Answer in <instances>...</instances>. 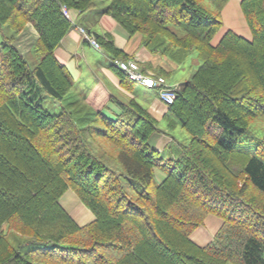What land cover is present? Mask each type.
Here are the masks:
<instances>
[{"label": "trees", "instance_id": "1", "mask_svg": "<svg viewBox=\"0 0 264 264\" xmlns=\"http://www.w3.org/2000/svg\"><path fill=\"white\" fill-rule=\"evenodd\" d=\"M228 1L108 0L102 9L152 54L180 66L195 52L201 62L167 84L175 97L163 118L189 139L166 156L148 143L157 119L134 98L117 101L114 118L80 101L54 113L42 105L73 86L54 54L73 25L63 9L84 12L95 0H0V28L31 24L40 55L31 67L13 36L0 41V264H264V136H242L264 117V0H239L250 39L229 29L213 44ZM94 40L129 60L110 33ZM101 139L121 170L93 150ZM67 190L92 221L78 224L61 205ZM208 214L222 222L200 246L190 234Z\"/></svg>", "mask_w": 264, "mask_h": 264}, {"label": "crops", "instance_id": "2", "mask_svg": "<svg viewBox=\"0 0 264 264\" xmlns=\"http://www.w3.org/2000/svg\"><path fill=\"white\" fill-rule=\"evenodd\" d=\"M95 1L94 7L84 12H79L74 8L68 9L67 17L73 25L61 39L59 46L54 50L57 60L67 68L73 77V86L69 90L66 98L60 101V104L68 103L71 100L75 103L80 101L86 103L92 109L100 110L104 115L114 118L120 112L117 101H126L129 98L136 99L137 96L133 87V83L135 82L131 81L123 72L127 79L122 83V78L118 74L120 71L113 63L115 58L100 47L97 48L93 46L85 36L95 39L96 35H102L105 32L110 33L114 45L119 48L129 60H136L137 63L146 70L155 72L164 71L165 75H168L177 69L179 65L166 56L152 54L143 44L142 36L139 33L129 34L111 15L102 12V9L108 4L107 1ZM229 7H232L237 19H242L245 27H241L239 30L233 25L223 22L224 14ZM222 19L223 25L216 33L217 37H213V44H216L222 35L229 29H232L237 34L239 33V35L241 34V36H244V38L246 37V39L251 38V32L243 17L239 0L228 1L222 9ZM26 32H30L34 36V39L37 37V33L31 24H27L26 27L20 31L19 37L25 35ZM92 49L94 51H92ZM101 56H103L106 61H104ZM75 82H78L80 85L75 86ZM176 84L178 85L179 83ZM114 89L118 90L120 97L114 95ZM121 97L124 98L122 99ZM141 99L143 103H147V106L144 107L157 119V121L163 118L167 111V106L158 99L157 93L154 97H141ZM171 139L172 137L169 134L158 128V131L150 135L148 143L159 152L165 154V150L169 145L168 142ZM178 143L179 142H177L174 148L166 152L165 155L168 156L173 153L176 147H178ZM154 175L158 182H162L166 178L165 172L158 168L154 169ZM71 194L74 197L76 196L72 191L67 190L64 192L59 199L61 205L72 214L71 216L74 220L80 224L93 220L94 215L87 210L82 203L85 211L91 216L88 218L81 217L80 211L76 215L72 213L67 202L72 197ZM78 216L79 219L84 221L77 220L76 218H78ZM221 222L222 221H218L217 219L210 224L204 221L202 226L191 232V240L200 246L207 244L213 238Z\"/></svg>", "mask_w": 264, "mask_h": 264}, {"label": "rangeland", "instance_id": "3", "mask_svg": "<svg viewBox=\"0 0 264 264\" xmlns=\"http://www.w3.org/2000/svg\"><path fill=\"white\" fill-rule=\"evenodd\" d=\"M104 1L108 2V0H104ZM67 13H68V10H67ZM221 16H222V12H221ZM223 22L229 23V24L233 25L234 27H236L239 30H240L241 27H245L244 22L242 21V19H237L236 16L234 15L232 7H229L227 9V11L225 12L224 21ZM26 25L24 26V28L26 27ZM230 30H232V29H230ZM19 33L20 32H18V33L14 32L7 25H3L0 28V41L2 40L3 36H8V37H12L13 36L14 44L25 55V58L28 61V64L31 67H33V66H35L37 64V62L40 59V55L33 48L34 40H35L34 36L30 32H26L25 35L19 37ZM220 33H221V30H220ZM216 35L217 34H215V37H217ZM242 37H244V36H242ZM92 51H94V50L92 49ZM101 57H102V59H104V61H106V59L103 56H101ZM200 64H201V62L197 58L196 53L195 52L192 53L188 57V59L185 61V63H183L182 65L178 66L177 69H175L172 73H170V74H168L166 76L167 84L169 85V84L182 83L185 80H188L190 78L191 74L198 68V66ZM138 65H139V63H138ZM139 71L141 73H146V74L150 73L153 76H160V77L162 76V75H157L158 74L157 72L155 74V71L146 70V69L142 68L140 65H139ZM78 85H80V84L78 82H75V86H78ZM133 87H134V91H135L136 96H137L136 97L137 101L140 102L145 107L147 106V103L146 104L143 103L141 97H146V98L147 97H154L155 94L157 93V89L156 88H151V89L150 88H146V87H144V86H142L141 84H138V83H133ZM113 93H114V95L116 97H120V94H119L118 90L114 89ZM121 98L123 99L124 97H121ZM42 105H43V107L46 110H48L49 112H52V113L58 112L60 110V102L52 99L47 94H44ZM157 126H158V128H160L161 130H163L164 132H166L167 134H169L172 137V139L168 142L169 145H168V147L165 150V154L170 149L174 148L177 145V142H182V141L186 142L189 139V134L180 126V123L178 121H176L172 126H170V125H168V120L167 119L160 118V119H158ZM254 135L256 137H263L264 136V117L255 118L250 123L247 131L242 136H244V137L247 136L248 137V136H254ZM95 145H96V148H94V147H92V148H93V150H96L97 154L101 155L104 158V160L107 161L111 166L118 167L121 170V164H120V162H119V160L117 158L118 150L115 147H113L112 145H110L109 143H107L103 139H101V142H99V144L95 143ZM75 197L79 201L78 197L77 196H75ZM80 203H82V202H80ZM71 210H72V213L74 215H76L78 213V211H76V208H71ZM87 210H89V209H87ZM70 215H72V214H70ZM76 219L79 220V221H84V220H80L79 216ZM215 219H217L218 221H221V219L218 216L214 215V214H208L205 217L204 221L207 222L208 224H210ZM87 222H90V221H86L84 223H87ZM78 224H80V223H78Z\"/></svg>", "mask_w": 264, "mask_h": 264}, {"label": "built area", "instance_id": "4", "mask_svg": "<svg viewBox=\"0 0 264 264\" xmlns=\"http://www.w3.org/2000/svg\"><path fill=\"white\" fill-rule=\"evenodd\" d=\"M66 16H68L67 9H63ZM95 47H98V44L94 39L88 38L85 36ZM114 64L116 67L124 72L126 76L138 84L146 88H156L158 89L159 99L165 104H169L174 100L175 93L174 90L169 87L166 83L164 77L153 76L148 73H141L139 71V65L136 60H119L115 59Z\"/></svg>", "mask_w": 264, "mask_h": 264}, {"label": "bare ground", "instance_id": "5", "mask_svg": "<svg viewBox=\"0 0 264 264\" xmlns=\"http://www.w3.org/2000/svg\"><path fill=\"white\" fill-rule=\"evenodd\" d=\"M135 96V95H134ZM100 120V119H99ZM164 171V170H163ZM68 194V193H67ZM66 194V195H67ZM72 195V194H71ZM69 198V197H68ZM63 199V198H62ZM77 199L72 195V197L70 198V200L69 201H67L68 202V207H70V208H76V211H80V216L81 217H86V218H88V217H90L91 215L88 213V212H86L85 211V208L81 205V203L77 200ZM66 202V203H67ZM81 220V219H80Z\"/></svg>", "mask_w": 264, "mask_h": 264}]
</instances>
